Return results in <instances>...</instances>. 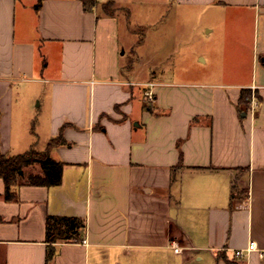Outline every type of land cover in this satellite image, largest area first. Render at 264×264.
<instances>
[{"label": "crops", "instance_id": "obj_1", "mask_svg": "<svg viewBox=\"0 0 264 264\" xmlns=\"http://www.w3.org/2000/svg\"><path fill=\"white\" fill-rule=\"evenodd\" d=\"M136 4L181 15L171 40L193 17L217 31L200 66L173 64L186 80L137 79L123 62L119 13ZM244 90L258 106L241 114ZM60 135V185L7 201L0 178V264H46L49 216L85 223L52 264H264V0H0V153Z\"/></svg>", "mask_w": 264, "mask_h": 264}, {"label": "rangeland", "instance_id": "obj_2", "mask_svg": "<svg viewBox=\"0 0 264 264\" xmlns=\"http://www.w3.org/2000/svg\"><path fill=\"white\" fill-rule=\"evenodd\" d=\"M126 9L127 11L122 10L119 13V17L123 20L121 23L122 59L127 67H135L137 79L156 80L159 76L158 72H160L162 77L167 80L171 78L175 80L178 77L179 80H186L182 75H178L176 78V75L169 73L173 68V64L184 62L186 55H188V59H191L195 66H200L199 62L202 61L200 59L199 62L197 61L196 52L201 51V49H206L208 52L216 42L217 31L211 34L207 32V29L204 30L202 26H197L196 17H193L194 26L191 28L185 27L182 23L174 26L179 35L177 40H171L170 30L173 27L170 26V19L177 18L179 20L181 15L178 14L177 16L170 6H162L160 10H157L151 9L150 6L141 8L140 4H136L132 8L126 7ZM105 11L109 12V9L106 8ZM129 28L132 35L128 32ZM187 34L193 35L188 41L185 39ZM128 38L130 41H128ZM144 40L146 41L144 42ZM157 53H161L162 56L156 57ZM190 56L192 57L190 58ZM160 59L163 62L162 71L161 69H152L149 72L148 66ZM165 71L166 74L164 75ZM36 104H38V101H36Z\"/></svg>", "mask_w": 264, "mask_h": 264}, {"label": "trees", "instance_id": "obj_3", "mask_svg": "<svg viewBox=\"0 0 264 264\" xmlns=\"http://www.w3.org/2000/svg\"><path fill=\"white\" fill-rule=\"evenodd\" d=\"M91 5H93L92 2L85 1L86 10ZM35 8L39 9L40 3ZM106 8H110L109 3L105 6ZM251 100V92L244 90L239 102L241 114L247 111ZM65 143L64 138L60 135L48 144L47 150L44 152L31 148L29 151L16 156H6L0 153V178L5 183V199L7 201L17 200V188L24 185L47 187L60 185L63 178L64 164L54 160L50 156V150ZM36 165L40 167L41 174L26 172L27 168ZM84 228L85 223L79 218L49 216L46 220V240L49 243L46 264H52L56 256L55 244L81 241L80 232Z\"/></svg>", "mask_w": 264, "mask_h": 264}, {"label": "built area", "instance_id": "obj_4", "mask_svg": "<svg viewBox=\"0 0 264 264\" xmlns=\"http://www.w3.org/2000/svg\"><path fill=\"white\" fill-rule=\"evenodd\" d=\"M141 86L145 87V92L144 95L147 98L148 101H153L154 99V87L155 84L154 83H146V84H142ZM258 106V101L256 100L255 96H253L252 98V111H254L256 109V107ZM83 243H87V241L84 239L82 241ZM173 249L176 253H180L182 251V247H179L177 243H173ZM253 250H255V245L252 243L248 248L244 249V250H237L235 252L236 256L238 257H244L245 254H249L251 253Z\"/></svg>", "mask_w": 264, "mask_h": 264}]
</instances>
